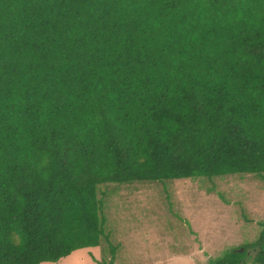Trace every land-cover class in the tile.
Returning <instances> with one entry per match:
<instances>
[{"label": "trees", "instance_id": "trees-1", "mask_svg": "<svg viewBox=\"0 0 264 264\" xmlns=\"http://www.w3.org/2000/svg\"><path fill=\"white\" fill-rule=\"evenodd\" d=\"M236 173H264V0H0V264H115L117 184ZM237 248L264 264V224Z\"/></svg>", "mask_w": 264, "mask_h": 264}, {"label": "rangeland", "instance_id": "rangeland-1", "mask_svg": "<svg viewBox=\"0 0 264 264\" xmlns=\"http://www.w3.org/2000/svg\"><path fill=\"white\" fill-rule=\"evenodd\" d=\"M106 212L111 242L119 246L115 264H215L259 238L264 173L120 183ZM110 258L108 246H96L41 264H101Z\"/></svg>", "mask_w": 264, "mask_h": 264}]
</instances>
